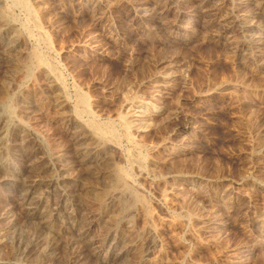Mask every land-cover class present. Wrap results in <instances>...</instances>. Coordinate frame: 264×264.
I'll list each match as a JSON object with an SVG mask.
<instances>
[{"label":"rangeland","instance_id":"374dc122","mask_svg":"<svg viewBox=\"0 0 264 264\" xmlns=\"http://www.w3.org/2000/svg\"><path fill=\"white\" fill-rule=\"evenodd\" d=\"M0 264H264V0H0Z\"/></svg>","mask_w":264,"mask_h":264},{"label":"bare ground","instance_id":"6f19581e","mask_svg":"<svg viewBox=\"0 0 264 264\" xmlns=\"http://www.w3.org/2000/svg\"><path fill=\"white\" fill-rule=\"evenodd\" d=\"M19 1H20V0H19ZM26 1H27V0H26ZM15 5H17V4H15ZM36 20H37V19H36ZM36 20H35V21H36ZM36 25H37V24H36ZM38 27H39V26H38ZM39 53H40V52H39ZM43 56H44V55H43ZM28 61H29V60H28ZM27 64H28V63H27ZM49 65H50V64H49ZM32 69H33V68H32ZM38 81H40V79H39ZM1 99H2V98H1ZM82 99H83V98H82ZM87 102H88V101H87ZM83 109H84V108H83ZM84 111H85V110H84ZM121 123H122V122H121ZM121 123H120V124H121ZM123 124H124L123 126L125 127L127 123L124 121ZM91 125H92V123L90 124V126H91ZM105 125H106V124H105ZM126 127H127V126H126ZM126 127H125V128H126ZM99 128H100V127H99ZM89 129H90V128H89ZM91 129H92V128H91ZM94 129H95V128L93 127V130H94ZM96 129H97V127H96ZM116 136H117V135H116ZM128 137H129V136H128ZM130 150H131V149H130ZM122 172H123V171H122ZM123 174H124V173H123Z\"/></svg>","mask_w":264,"mask_h":264}]
</instances>
